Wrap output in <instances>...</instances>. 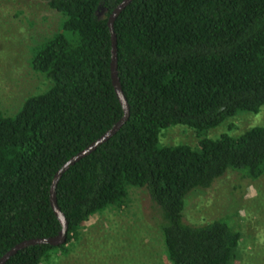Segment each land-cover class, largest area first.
<instances>
[{
  "label": "trees",
  "instance_id": "trees-1",
  "mask_svg": "<svg viewBox=\"0 0 264 264\" xmlns=\"http://www.w3.org/2000/svg\"><path fill=\"white\" fill-rule=\"evenodd\" d=\"M61 15L32 48L30 64L50 81L13 116L0 110V257L16 244L57 235L50 201L56 171L123 115L111 80L107 18L121 0H39ZM102 13V16H99ZM117 72L129 118L56 186L67 220L59 246H27L5 264H64L84 244L96 214L145 188L158 209L169 264H235L241 234L221 218L184 221L185 199L228 169L264 172V127L189 144L160 145L163 129L198 134L264 105V0H132L114 22ZM161 264V262H158Z\"/></svg>",
  "mask_w": 264,
  "mask_h": 264
},
{
  "label": "rangeland",
  "instance_id": "rangeland-1",
  "mask_svg": "<svg viewBox=\"0 0 264 264\" xmlns=\"http://www.w3.org/2000/svg\"><path fill=\"white\" fill-rule=\"evenodd\" d=\"M60 21L61 15L45 2L0 0V110L5 116H13L27 96L48 88L50 81L31 67L32 48L55 33ZM253 126L264 127V105L256 113L239 111L202 134L181 124L167 127L159 144L195 146L197 135L236 136ZM244 174L243 169H228L210 187L190 192L183 218L192 225L217 218L232 223L241 234L235 264H264V172L253 179ZM152 201L145 188L130 187L120 208L108 207L85 224L81 250L64 264H169L158 206Z\"/></svg>",
  "mask_w": 264,
  "mask_h": 264
},
{
  "label": "water",
  "instance_id": "water-1",
  "mask_svg": "<svg viewBox=\"0 0 264 264\" xmlns=\"http://www.w3.org/2000/svg\"><path fill=\"white\" fill-rule=\"evenodd\" d=\"M132 0H121L119 4L111 11L107 18V26L109 28L110 36H111V80L117 95V98L121 104L123 115L122 117L105 133H103L99 138L90 143L87 147L79 151L76 155L72 156L69 160H67L55 173L51 186H50V197L49 201L52 207V210L57 217L61 228L57 235L47 238H33L24 240L15 246H13L10 250H8L5 254L0 257V264H5V262L16 252L19 250L30 246V245H38V244H48L51 246H59L66 243L67 240V220L64 214L61 212L57 205L56 201V186L61 178V175L73 164L79 161L81 158L93 152L100 144L107 141L111 136H113L124 124V122L129 118V105L125 98V95L122 91L121 84L118 77L117 72V39L116 34L114 32V22L117 16L121 13V11L126 8Z\"/></svg>",
  "mask_w": 264,
  "mask_h": 264
}]
</instances>
